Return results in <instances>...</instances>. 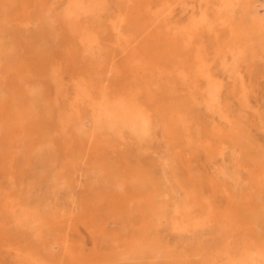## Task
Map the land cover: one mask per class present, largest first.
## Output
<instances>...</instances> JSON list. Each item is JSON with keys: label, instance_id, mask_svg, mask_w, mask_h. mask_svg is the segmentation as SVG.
Wrapping results in <instances>:
<instances>
[{"label": "bare ground", "instance_id": "1", "mask_svg": "<svg viewBox=\"0 0 264 264\" xmlns=\"http://www.w3.org/2000/svg\"><path fill=\"white\" fill-rule=\"evenodd\" d=\"M119 1L135 4L115 17L110 47L83 0L6 3L8 48L0 42V261L7 254L28 264H194L192 258L204 256L208 264H264V152L254 150L242 123L235 122L228 131L218 129L221 140L233 141L229 162L233 175L252 189L240 197L242 201L236 199L239 204L229 200L226 211L215 210L214 196L234 190L217 178L224 176L218 160L224 144L209 146V178L187 168L189 205L196 209V220L206 210L225 240L240 238L237 247L228 244L231 248L212 252L192 243L184 249L181 238L174 243L161 236L159 227L168 220L164 209L170 187L157 176L154 165L136 157L146 142L162 136L180 161L182 150L193 151L189 117L196 94L207 107H217L220 84L197 40L201 29L229 31L230 42L224 47L234 64L224 67L236 75L235 93L245 99L237 63H249L243 41L264 40V14L252 10L249 0H204L206 8L199 7L197 14L192 11L185 24L186 18L172 21L173 5L180 0L163 2L160 12L153 11L148 0ZM208 5L215 6L213 22ZM249 18L251 22L245 23ZM130 28L143 39L131 36ZM57 41L64 46L71 41L68 52L75 77L90 83L94 75L102 81V90L93 95L85 90V100L72 101L65 115L58 106L65 89L54 54ZM250 58L252 63L243 66L249 75L257 65L255 55ZM84 168L94 178L82 185ZM34 175L49 183L50 197L57 199L64 192L68 214L56 200L32 202L21 186ZM174 175L178 176L176 171ZM156 193L162 197L159 202ZM104 213L131 229H108L107 220L99 219ZM178 215L172 222L178 228L182 220L188 226L195 222ZM80 227L88 232L90 245ZM204 260L201 264H207Z\"/></svg>", "mask_w": 264, "mask_h": 264}, {"label": "rangeland", "instance_id": "2", "mask_svg": "<svg viewBox=\"0 0 264 264\" xmlns=\"http://www.w3.org/2000/svg\"><path fill=\"white\" fill-rule=\"evenodd\" d=\"M87 1L91 4V6L89 3H87ZM87 1L83 0L85 5H89V9L87 8L88 13L96 22V28L100 30L99 33L102 36V40L106 43L105 45L110 47L113 44L112 41L115 38L113 29L111 28L115 17L120 12L131 11V8L129 7H133L135 3L133 2L123 5V3H121L119 0ZM148 1L151 2L150 5H152V10L156 12L161 11V9L163 8V2H168L170 4L173 3V0ZM183 1L184 0H180L176 5H173L175 11L172 14V21L174 19L177 21L179 18H186V24L188 21L187 17L192 15V11L197 14L199 12V7H201V10H204L206 8V6L204 5V0H186V5H183ZM7 2H9V0H0V38H2L0 39V42L5 46L7 44L6 49L8 48L10 42L8 37L9 24L5 20V8L9 5L8 4L6 6ZM249 2L252 6V10H257L259 15L264 14V0H249ZM207 7H209V19H211V22H213L215 17L213 14L215 6L213 7L212 5H208ZM241 15L242 13H240V11L238 10L236 13L238 21L240 20L239 18L241 17ZM250 22V18L245 20V23ZM130 29L131 36L137 35L139 36V40L143 39V35L139 34V32H137L133 28ZM221 29L219 28V30H217L216 32L201 29L199 32L200 37L199 39H197L202 43V46L205 49L211 72L214 75V78L217 79L220 84V92L217 107L215 109L204 105L205 102L201 101V95L196 94L197 103H194L193 117H189V132L191 136L190 141L192 144L190 148H193V151L191 152L189 151V149L185 151L182 150V157L179 161L174 156L173 149L167 147L162 136H158L157 139H153L151 140V142H146V149L142 146L143 149L139 150L138 156H136L141 160V163H150L154 165L157 176H163L165 182L170 187V194L167 197L168 201L166 202V206L164 209V211H166V214L168 215V220L165 224H162L159 227L161 236H164L174 243L177 242L179 238H181L183 240L181 246L185 247L184 249L189 248L192 243H201L204 245L205 251L212 252L215 250H221L222 247L223 249H227L231 245V247H235V245L237 247V244L239 243L238 240H240V238H232V240H230L234 242L237 241L238 243H233L225 240L223 230L212 225V222L210 221V219H208V215H206V210H202V212H200L199 219L196 220V209H191L189 205L190 184L188 183L189 174L187 168L190 167L194 172H198L200 178H209L211 172L208 164L210 153L209 146H211V148H215L219 144H224L223 155L221 157H218V160L222 163L221 168L224 176L219 175L217 176V178L219 180H224L227 184H230L232 189L234 187L233 191L229 189L231 191L227 193L228 195L218 193L216 194V196H214L215 199H217L215 202V206H217V208L215 210H217L218 212H224L229 207V205H227L229 200L232 201L233 204L234 201L236 205L239 204L240 201L237 202L236 199L241 200L240 197H243V194L249 192L250 189H248L241 181H239L236 175H233L232 169L229 166L233 141L227 138H223V140H221L219 138L220 133L218 129L228 131V129H230L235 122L242 123L245 130H247L251 135L254 150L258 152H264V40L262 39L259 43L256 42L255 37H252L250 38V40L243 41L246 51L245 53L248 56L246 61H249V63H237L238 70H241L243 80L245 81V99L240 100L235 93V90L238 88L237 80L235 78L236 75L229 70H226V67H224L227 64H234L232 56L225 50L224 47V45L227 46V42H230L229 31L225 27H222ZM66 43L68 44L64 46L60 41H57L54 45V54L57 59V63L62 67H60V69L62 70L60 71V74L62 77L63 87L65 89V97L59 102L58 106L61 105L59 106V109L62 107L60 111L64 115L65 113L67 114L68 107L72 105V101L85 100V90L87 91V95H93L96 91L102 90V86L100 87V85H102V81L97 80L99 76L96 77L94 75H91V78L94 80H92L90 83H85L84 80H79L77 77H75V71H73L72 69L74 68V64L68 52V49L72 48V43L71 41H67ZM113 49L115 50V54H118L119 47L115 46ZM0 51H2L1 47ZM251 54L255 55L256 59H254L253 62L257 61V65L254 66L255 70H252L249 75L247 69H245L243 66L250 65L252 63V60L250 58ZM119 58L121 57L119 56ZM80 75L83 76L81 78H84L86 74L84 73V71H81ZM200 89H203V84H200ZM182 94L184 96L186 93H180V95ZM208 142L209 145L207 147L206 145ZM184 149L186 148L184 147ZM175 171L178 174L177 177H175L174 175ZM207 173H209V175ZM32 177L26 178V180H24L22 183L23 187L21 186L24 192H29L31 194L32 202L36 200L44 201L47 200V198L51 202H54L56 200L57 207H62V212L68 214L69 203H67L63 198V195L65 197L64 192L61 191L58 195V198L54 199L48 195L49 183L39 179L36 175ZM79 178L81 184L84 185L87 180H91L94 178V174L89 172L87 168H84ZM251 191L252 189L250 190V192ZM154 196H156L155 198L160 199L157 200L158 202L161 201L162 197L159 196V194L156 193V195L154 194ZM177 214H179L178 216L185 215L187 217H192V219L195 221L194 224L192 226H188L185 225L182 220L181 223H183V225L178 228L177 223H172L176 221L175 219L177 217ZM202 214L204 215L202 216ZM135 215L136 218L139 216V214ZM12 218L13 217H11V220L9 219V221L12 222L14 220V218ZM200 218L202 219V221ZM99 219L107 220L108 229H113L116 232H120L124 228L128 230L131 229L128 224H124L123 226L113 222L111 220V217L109 215H105V213L104 215L102 214ZM79 230L86 244L90 245V236L88 235V232L84 227H80ZM180 234L183 235L181 236ZM228 244L230 246L227 247ZM2 257H4L5 260L1 258L0 264H28L19 261V259L17 258L15 259V257L12 258L11 255L4 254ZM204 259L206 260L204 256H199L192 258V261L194 262V264H201V261H203ZM195 260H197V262ZM208 262L209 261L207 259L205 263L208 264Z\"/></svg>", "mask_w": 264, "mask_h": 264}]
</instances>
